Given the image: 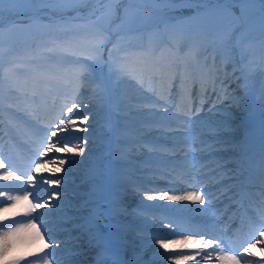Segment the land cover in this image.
<instances>
[{"label": "rangeland", "instance_id": "rangeland-1", "mask_svg": "<svg viewBox=\"0 0 264 264\" xmlns=\"http://www.w3.org/2000/svg\"><path fill=\"white\" fill-rule=\"evenodd\" d=\"M145 2H148V0H143ZM191 0H172L171 3H181L183 5V8L179 9H173L169 8L166 9L164 12L155 10L153 8H150L148 5H143L137 0H124V3L120 5L121 9L127 8V19L125 23L119 28L118 31H113V29H116L117 25H120V14H118L117 18L113 20L112 24L108 27H106L104 30L108 33L110 39L108 44L106 45L107 54H105L104 50L101 52L94 51V41L92 37L96 33L97 29L102 27L99 23H93L95 21L96 17L93 16L91 18L94 19H78L76 20L72 25L74 27H71L70 30H63V25L60 24V20H56L55 14H52V10L55 12H58L59 10L65 5L61 2L54 3L53 9L51 10V5H44L41 4L35 0H31V2H27V0H18L16 3L10 2V0H4L3 4L0 5V26L11 22L12 19L15 17L18 13H27L31 14L30 16H37L39 18V21L37 22H31L27 20H19L16 22H12L11 25L5 26L4 28H9L6 31L0 32V55L3 60L4 68L6 69V94L9 97L7 99L8 102H4V104H8L9 106H13L14 109H17L13 111L12 115H15L17 118H19L22 122L29 125L30 129H35L36 125L34 124L33 120L26 114L30 108L27 107V103L25 101L30 100L31 97L22 95L21 92L16 91L15 87H23L27 88V91H31L33 88V85L36 86L37 90H39V87L41 88V84L37 85L36 83H33V85L30 87L28 83L24 82L25 79L21 77H26L28 75L29 81H35V78L37 79L36 72L33 71L34 63L36 60L41 61V67L45 70V73L48 74V70L55 67V65H52V61H55L56 64H66L68 60H75L76 62L80 61H87V67L88 70L92 73V76L96 79V82L99 83L101 81L107 83L110 79V73H109V67H108V55L111 53L112 58L118 59L119 56L124 53L122 51L123 48H127L129 50L136 49L135 47H138V49L143 48L144 41L148 39L150 41L151 47L158 46L160 42H164L163 37H166L167 39H176V36H179V32L187 33L189 29V32H192L196 34V36L200 37H206L207 35L212 37L213 39L217 40L220 43H223L224 45L227 44V37L229 32H225L224 30H227L229 27L233 26V30L231 35L233 36L236 32V28L240 25V21L238 20V15H234L235 19L231 20L229 17L230 12L226 10H219L214 11L212 13L197 16L196 14L192 19H189L188 21H182L180 19H176L179 15L178 11L184 10V12H189V7L191 8V5L185 6V4L190 3ZM231 3H233L236 0H229ZM256 2H259V0H255ZM170 4V3H169ZM256 5L255 8H245L248 10L245 15H247L248 25L250 22L254 24L252 28H249L245 22V19H243V26L244 28L250 32V35H259L264 37V5L260 6ZM91 6V4L89 5ZM103 4H97L93 3V6L91 8H102ZM143 7V8H142ZM260 7V9H259ZM252 9V10H251ZM87 10V9H86ZM82 11V12H86ZM244 12V11H243ZM99 15V13H97ZM28 16V15H25ZM181 16H187L184 14H181ZM254 16V19L251 17ZM36 18V19H37ZM170 19L168 22L167 20ZM162 20H166L165 23L162 22ZM33 23V24H32ZM160 25V26H159ZM11 27V28H10ZM208 32V33H207ZM207 33V35H206ZM194 34V35H195ZM230 35V36H231ZM229 36V37H230ZM238 36L240 40L243 41H250L249 39H242L240 37V34L238 32ZM161 38V39H160ZM198 37L194 36V39H197ZM165 40V41H166ZM111 43H114L111 47ZM118 43V44H117ZM208 43V42H207ZM71 44H76V49L80 50V56H83L85 59H78L76 58L77 54H75V51L71 49ZM125 45V46H124ZM186 45V44H183ZM210 49L213 51H216L221 58H226V54H221V51L218 49H214L209 43H208ZM230 40L229 44H227V50H229ZM118 46V47H117ZM117 47V49H116ZM111 48V49H110ZM231 49V48H230ZM248 51V50H247ZM92 52V54H90ZM249 53L256 54L257 57L252 56L253 65L246 69L244 72L248 74V78L254 81L255 85L256 83L259 84L261 82V76L264 75L263 73V62L260 61V55L257 50L248 51ZM71 54L74 56L73 58H69L68 55L65 54ZM247 54L246 52L243 53L242 50H240V55L245 56ZM201 55V53H199ZM97 57L100 56L103 58L104 62H96L95 60L87 59L86 57ZM20 61V64L17 65V67H24L27 69L21 70L22 73L15 71L14 68H16V65H13L14 60ZM140 58L137 57L136 63H138ZM89 61V62H88ZM237 62L240 63V60H237ZM54 63V64H55ZM133 63L130 62L129 64ZM227 65V64H226ZM57 68V67H55ZM191 74V68L189 67L187 70ZM24 72V73H23ZM238 73V72H237ZM23 74V75H22ZM238 76V75H237ZM78 82L74 85V87H77L78 85L86 86L90 90V94L92 95V87L90 89L91 83L88 81H81L78 77ZM42 83H45L46 87H42V89L45 91L41 92V94L50 95L51 92H63L64 88H62V83L58 84H51L53 83V80L50 78H45V81L39 80ZM10 82H16L14 87H10ZM70 80H66L65 83L67 85L66 88L72 89L73 87H69ZM27 84V85H26ZM257 86V85H256ZM264 86V84H263ZM60 88V89H59ZM78 91L81 88H74ZM231 91V90H230ZM237 94V93H236ZM243 94V93H241ZM248 94V93H247ZM193 95V92H191V95ZM206 97H209L207 93H205ZM237 95H240L238 93ZM82 96V97H81ZM81 97V98H80ZM93 97V95H92ZM154 97V98H153ZM170 97L171 96H167ZM173 97V96H172ZM137 98L138 100H151L154 105L153 106H138L136 105L139 110H135L133 106L131 105L132 100ZM141 98V99H140ZM169 99H166V103L164 101H159L155 96H153V93L150 91H147L146 89H141L135 81L133 80H125L122 83L121 90L117 93H112L106 95L105 101L103 103V106L100 107L96 104V101L94 98H91L88 96V94L83 95V92L79 93V99L84 101L88 104V109L95 115V119L92 118V115H89L88 123L89 126H83L87 129V131H81L85 133H90L91 135H95L99 138V140H95L94 138L87 139V143H89V149L88 152L91 153V155L95 154V157L92 158L88 163L82 162L80 165L83 164L85 167L90 168L93 166L94 162L97 160L98 155L102 150L105 151V161L103 165L104 169V175L97 180H89L88 177V171L82 172L78 171L79 169H73V168H67L63 167L62 171L59 173H56L53 175L50 170H41L39 173H33L29 174L27 180V184L31 185V182H28L29 177H32L33 179V188L29 191L30 194L28 196V203L25 204L24 211L29 208V203H41L45 206L42 208H38L35 210V212L30 213V217H37V219L34 221L36 224V230L37 234L46 237V242L48 240V237H57L56 243L47 242L48 248L51 246L53 249L51 250V253L59 254L63 253V257L60 260L61 264H83V263H92L93 260L91 257L84 255H71L70 253L74 251L80 250L87 252L86 246L84 244L83 239L81 238L82 234H79L77 237L74 236L71 239H67L66 236L70 234H75L77 232H80V228L75 227L74 225L80 224L82 221L78 219L80 216L87 215V211H74L71 208H68L69 203L78 204L81 203L84 199L87 198V195L79 196L77 194V189L85 191V188L87 185L91 183V187L93 184H96L99 186L98 195L111 203V206L113 208L118 207L120 205L119 203H116L114 201V198L117 197L118 192H116V185H114V181L118 180L121 177H124L125 175V164H128L131 162V158L126 156L127 150L124 152L122 147H118L116 149H119V152L114 156L115 148L113 145L118 146L119 142H122V144H126L125 142L130 140L126 139H132L128 137L129 135L134 138H146L147 136H150L151 134H166L167 132H162L161 130L155 131L152 133H148L145 128H143L141 123L143 122L144 117L143 114L153 111L155 114H160L162 116V125L167 122H171L173 118L177 119V115L186 112L188 109H183L181 111H178L175 107H172V102L169 101ZM38 99V98H36ZM189 100L187 98H182V102L189 108L188 105L189 102L185 101ZM32 101V100H31ZM203 101L204 103H201ZM199 102L200 105L197 106V109L193 110L196 115L192 117V120L190 123H185L186 126L192 127L193 130L191 131L187 127V131L185 134H190V136H194L193 142L194 144H197L199 146V149L197 150L198 156L196 159L201 160L202 165L201 170L202 173L196 174V172L191 173L194 177H204L207 175H210L211 172H215L217 169H212V166L217 163V159L220 157L223 159L224 156H228L230 154L228 146H230L229 143L233 140V138L236 135V132L238 129L240 131L242 129H245V126L248 125L247 128H252L254 121L247 122V119L244 117V115L249 114V117L259 118L262 114H264V99L261 100V103L257 104L251 109L252 113L244 112L243 110H237L236 107H231V102L228 103L225 101H214L210 105L206 106L207 98L201 100ZM71 102V101H70ZM94 102V103H93ZM193 100H190V103L192 104ZM0 103H2V100H0ZM215 104L216 108L214 111H210V109ZM107 105H111L110 109L107 107ZM159 105V108L157 107ZM161 105H164L167 108V113L164 111V107H161ZM250 101L248 98H245L244 108H249ZM83 107V106H82ZM129 108L131 110H129ZM1 109V107H0ZM20 109H24V111H21ZM236 110L240 115H236ZM111 113V114H110ZM245 113V114H244ZM87 114V112H86ZM177 114V115H174ZM264 118V117H263ZM227 119L228 122H231V125L227 131H221L217 137H214L212 133L209 131V127H218L223 120ZM179 120V119H177ZM264 120V119H263ZM182 122L181 120H179ZM94 126H92L93 124ZM184 123V122H182ZM159 124V125H160ZM261 124V120L258 119V126ZM110 126L109 127H106ZM232 125H235L236 128ZM117 127V129L115 128ZM134 127V129H133ZM238 127V128H237ZM102 129L103 132H101L99 135L98 130ZM11 131V139L10 143L14 145L15 149H21L24 148L30 144H33V142H26L24 138L28 136L27 132L28 129L24 126L20 127V129L16 130V128L13 126V129L10 128ZM2 130H0V133ZM80 132V131H78ZM241 133V132H240ZM103 135H109L104 137H99ZM116 136L117 140L114 138ZM0 138H4V134L0 135ZM112 138H114L112 142ZM205 140L207 141V144L210 143L212 145V148H207L205 145H202L199 141ZM108 141V142H107ZM114 143V144H112ZM92 144H95L93 147ZM108 145V147H107ZM103 147V149H102ZM205 150H201V149ZM124 152V157L121 158L120 154L121 152ZM155 153V155L159 157L163 156H170L167 153H158L156 150L152 151ZM177 154V153H176ZM35 151L33 149V152H30L29 156L35 157ZM178 155H173V157H176ZM189 156V155H186ZM61 157L66 158L67 161H73V158L71 154H62ZM214 157L215 159H211ZM15 159V158H14ZM75 160V159H74ZM197 161V160H196ZM12 163H17L16 161L12 160ZM112 164V168L110 165ZM195 165L196 162H195ZM218 167V166H216ZM51 166H49V169ZM152 172L160 174V175H169L171 174L168 170H163L159 167H154L150 169ZM34 171V169H33ZM72 173V174H69ZM180 173H182L180 171ZM15 174V173H14ZM46 174L53 175V179L57 178H63L61 179V183L58 186L50 185L47 183H42L41 179L46 178ZM77 175L78 177H81L82 179L87 178V182L85 181L84 184L80 185H74L75 183L72 180L64 179L65 175ZM173 175V174H172ZM182 176V175H179ZM187 178V177H185ZM188 180V178H187ZM137 181H141L138 180ZM149 182H152L151 180ZM68 187L71 190H65V188ZM59 188L62 190H59ZM57 189V190H56ZM59 190V191H58ZM75 191V192H74ZM4 191L1 190L0 195H4ZM25 191L15 193V195H24ZM39 194L40 198L38 201H36V198H32V194ZM53 193H59V198L53 196ZM55 199L60 200L54 202ZM113 200V201H112ZM59 204L60 207L57 208L55 205ZM11 205V204H10ZM10 205L3 204L0 206V220H3L1 218L6 217H12V215H9L10 213ZM51 207H50V206ZM105 209L109 207V203H104L102 205ZM9 208L8 212H3L4 208ZM41 211L43 213V216L36 215L37 211ZM29 212V211H28ZM9 215V216H8ZM69 217V219L64 220L62 217L64 216ZM149 218V217H144ZM151 219V218H150ZM115 220V219H114ZM113 220V221H114ZM105 224L108 223L107 220L104 221ZM47 229V230H46ZM115 229L116 231H114ZM118 229V230H117ZM111 230L112 234L114 236L117 234L119 237L124 236V233L126 232L123 228H115L112 229L105 228L103 225L99 226V231L103 233L104 235H107V232ZM111 234V236H112ZM62 236L64 238H62ZM59 237V238H58ZM140 238L142 240L144 237H134L135 240ZM142 238V239H141ZM79 239V240H78ZM134 240V241H135ZM116 248L119 249L120 244H118L115 241ZM58 245V247H57ZM80 249V250H79ZM20 252V251H19ZM92 252V251H91ZM16 253V252H15ZM22 254V253H21ZM54 254V255H55ZM7 255V254H6ZM20 258H22V255H18ZM130 257H134V251H131ZM24 258V257H23ZM2 258H0L1 260ZM65 260V261H64ZM5 261L9 263L8 258H4L3 261L0 262V264H4ZM56 264V263H55Z\"/></svg>", "mask_w": 264, "mask_h": 264}, {"label": "snow or ice", "instance_id": "snow-or-ice-1", "mask_svg": "<svg viewBox=\"0 0 264 264\" xmlns=\"http://www.w3.org/2000/svg\"><path fill=\"white\" fill-rule=\"evenodd\" d=\"M4 0H0V5H2ZM12 3L18 2V0H10ZM31 2V0H27ZM37 2L50 5L57 2H61L65 7L57 9L59 11H73L75 16L66 17L62 23L63 30H70L74 25L71 24L72 21L77 19H82L84 16L89 18L95 16L96 19L93 23H99L102 27L98 28L94 36L92 37L94 41V51L101 52L104 50L109 42V35L104 30L106 27L110 26L120 14V25L116 26L113 31H118L119 28L125 23L127 19V8L121 9L120 5L124 3V0H37ZM103 4L102 8H89L88 6L92 3ZM153 3L159 4H169L172 0H152ZM191 3L196 8V15H206L213 11V9L207 7L208 0H191ZM217 5H223L225 0H214ZM261 5H264V0H259ZM87 9L86 12L81 10ZM230 12V10H228ZM243 11V9H241ZM99 13V15H97ZM115 47V46H113ZM155 54V50L149 48L140 53L143 56H151ZM165 55L169 56L170 59L167 63H144L139 68L133 67L128 63L127 57L123 56L118 59H113L111 53L109 54V59L107 61L110 73V79L107 83L101 81L96 82V79L92 76V73L88 70L86 63H81L78 69V77L83 81H88L91 84H95V87L91 89L92 95L96 104L100 107L103 106L106 95L117 93L121 90L122 83L125 80H133L141 89H146L147 91L153 92L159 101H164L166 103V96L172 95V89L177 85L184 91L190 88L191 84L198 83L200 86V92L203 95L206 92H213L217 95V100L222 101L224 99L231 102V107L243 108L245 103V98L247 96V83L238 84V88L242 90L243 94L237 95L235 91H230L224 84V79L218 77L217 73L222 71V68H217L215 64V58L211 65L207 64V57L204 59L202 65V73L199 77H193L185 68L181 67L180 62L183 56L178 50H173L172 47L162 48L158 54V60ZM184 55H190L193 60L196 61L198 65L201 64L199 59V51L193 50L190 53ZM87 59L95 60L96 62H104L103 58L97 57H86ZM224 61H222V64ZM237 71L241 72V76H236ZM39 76L41 78H48V74L40 72ZM225 78H230L233 82L243 79V68H233V72L229 77L228 73H224ZM16 82H10V87H14ZM16 91L21 92L22 95L31 97L32 103L30 105V110L26 114L33 120L36 125L35 129L29 130L27 134L32 139L35 144V159L33 160L30 167L34 168L36 173L41 172V170H50L53 175L59 173L63 169V165L66 163V158L64 157H49V153L58 154H72L73 157L82 155L84 153V145L87 143V137H79L75 134L78 131H87L82 125L88 121L89 115L95 119V115L91 113L88 109V104L79 99V92H77L75 98L72 99L70 103L64 104L60 111L52 117H48L41 113L40 104L36 102V98L40 95L36 86L33 85L32 90L29 92L26 88L15 87ZM203 103V101H201ZM83 106V107H82ZM11 107V105H10ZM165 113H167V108L164 105ZM135 110H139L136 105H133ZM216 108L215 104L210 109L214 111ZM24 111V109H20ZM87 112V114H86ZM177 115V114H174ZM196 113L189 107L186 112H182L177 115V119L184 123H190L192 117ZM109 127L110 126H107ZM230 125L228 120L225 119L221 122L218 127H209V131L214 137H217L221 131H227ZM73 137L75 138L73 140ZM202 145L207 148H212V145L207 144V141L200 140ZM205 150V149H201ZM105 151L102 150L94 162L93 166L88 170V179L97 180L104 175V161H105ZM121 158L124 157V152L120 154ZM48 157L47 160L44 158ZM75 162V160H73ZM188 163V170L185 172L182 170V177H187L190 181L189 187L194 186L195 177L191 175V164ZM49 166L51 168L49 169ZM4 162L0 160V168H4ZM241 170L238 168L235 170L234 175L239 177ZM21 180L22 176H15L14 171H7L4 175H0V180ZM33 178L29 177L28 182L30 183ZM61 179H52L51 177L42 178V183H47L50 185L58 186L61 183ZM261 184L264 186V177L261 179ZM203 190V189H201ZM99 186L93 184L89 192L86 194L87 198L84 199L78 206L77 211H87V215L80 216L78 219L82 221L80 224L74 225L80 228L82 232L87 236V242L90 248H95L97 251L94 256V264H141L139 255L134 256L132 261H125L123 256L115 250L110 243L108 237L99 231V226L103 225L105 228L112 229L113 227H118L117 224L113 223L116 216L123 212L121 207L113 208L111 203L102 199L98 195ZM30 192L26 189L24 195L8 196L7 199L12 201L10 207L15 208L22 201L28 200ZM211 196V194L209 193ZM53 196L57 199L59 198V193H53ZM39 200V197H36ZM147 200H167V201H193L199 202L203 205L205 203L204 196L201 195L200 191H191L185 195H169L166 191L160 192L158 196L148 195ZM109 203V207L105 209L102 205L104 203ZM238 205L237 212H234L229 218L232 220H239L240 227L233 229L231 223L225 225L223 231L225 233L230 230L233 234L239 232L245 226L253 229V234L249 236L247 246H244L243 251L248 253V255H254L251 251L252 248L256 247L258 243L264 244V191L258 194V199L254 202L248 204L247 206L243 203V200L234 201ZM211 203V199L209 200ZM44 204L39 202L29 203V213L35 212L36 209L44 207ZM55 207L59 208L60 205L57 204ZM9 208H4L3 212H8ZM41 215H44L43 213ZM37 217L33 216L28 222L14 221L13 225H0V227L6 229L5 231H0V258H3L6 254L10 253L16 246L18 242L17 234L25 231L26 229L36 228L35 220ZM62 219L67 220L69 217L66 215ZM107 220L108 223L105 224L104 221ZM166 227L173 228L171 235H181L182 239H172L170 235H158L153 237L155 243L167 251H173L175 248L183 249H194L197 250L196 254H174L172 257L164 256L165 261L171 260V264H187L189 261L195 262V264H211L213 260V254L218 253L215 257L219 260L220 264H240V260L237 259L236 255L231 254V249L226 250V245L223 239L210 236L207 239L203 237L208 235V232L199 229H193L188 226L176 225H166ZM47 230V229H46ZM209 230H211L209 228ZM201 238L197 239L196 237ZM42 239V237H41ZM126 242H120L121 250L125 247ZM48 247V245H45ZM58 247V245H57ZM211 249L212 251H207ZM158 255L163 256V253ZM71 255H79V251H74L70 253ZM54 259H56L54 253H49ZM200 256V260L197 256ZM45 264H47L46 258ZM155 262V257L153 258V264ZM12 264H19L18 260L12 261ZM56 264H61L59 259H56Z\"/></svg>", "mask_w": 264, "mask_h": 264}, {"label": "bare ground", "instance_id": "bare-ground-1", "mask_svg": "<svg viewBox=\"0 0 264 264\" xmlns=\"http://www.w3.org/2000/svg\"><path fill=\"white\" fill-rule=\"evenodd\" d=\"M152 57L158 59L157 55H151ZM195 86L199 87L198 83H195L191 85L192 88H195ZM217 96H213V99H216ZM141 99V98H140ZM55 99H51V102H54ZM194 102V99H193ZM194 104V103H193ZM131 105H138V106H153L154 103L151 100H138L135 98L132 100ZM183 110L181 107L178 109V111ZM144 118L141 123L142 127L146 129L148 133H152L155 131H162L167 132L166 134L159 135L158 134H151L150 136H147L146 138H142L141 141H135V142H126L124 148L122 149L124 152L127 150L126 155L129 157H133L134 155H138L139 159H134L130 163L125 165V175L124 177L119 178L118 180L114 181V185H116V192H118V202H124V204H128V207L123 209L122 215H124V220H120V224H122L126 230L125 235L128 237L125 239L126 245L125 250L128 249L133 250L135 256L138 254L139 259L143 264H153V258L155 257L154 264H171L170 261H165L164 256L172 257L174 254H180L177 253L175 250L173 251H167L162 248H159V245L154 242L153 237L158 235H170V238L172 239H182L177 238L178 235H171L173 230L171 228L166 227V225L175 223L169 218V214L175 213L180 216L185 217L189 220V223L185 226H199L204 221H209V223L213 224L212 217L215 216V213L208 205L205 203L203 205L199 204V202H193V201H167V200H147L146 195H141L138 197V194H146L149 193L151 195H156L160 192L166 191L169 195H185L187 194L184 192V190L190 188L188 184L190 183L189 180H186L182 176H175V174L172 175H160L155 174L152 171H150V168L152 167H174L181 175L180 170L187 171L188 170V163H185L188 161L191 164V173L194 172V170H199L198 166H193L195 164L196 158L199 155L197 150L199 149V146L197 144H194L193 139L194 136H185L181 138V135H178L179 131L186 130L185 123L179 122L177 119L173 118L171 122L164 123V125L160 124L162 123L161 119L162 116L160 114H155L153 111L147 112L146 114H143ZM92 123V122H91ZM90 123L85 122L83 126H89ZM93 124V123H92ZM160 124V125H159ZM91 126V124H90ZM94 126V124L92 125ZM79 137H87L92 138L91 135L85 133V132H77L75 134ZM96 140H99L98 137H93ZM75 138L73 137V140ZM156 141H159L155 144ZM1 144V143H0ZM91 146H94L92 144ZM84 153L82 155H78L72 158L75 159V162L73 161H67L63 167L67 168H73V169H79L78 171H86L89 169L88 167H85L80 165V163H87L94 158V155H91V153L88 152L89 149V143H86L84 145ZM116 149V148H115ZM161 149L162 151H176L178 150L180 154L176 156V159H170L171 156H164L159 157L155 155V150ZM185 151V153H183ZM116 153V152H115ZM183 155H182V154ZM62 154L58 153H49V157H61ZM184 155H189V159L183 157ZM114 156H116L114 154ZM173 157V156H172ZM3 159H0L4 162L5 167L0 168V175H4L8 170L6 166L9 165V161L2 155ZM48 157H45V160H47ZM34 160V159H33ZM33 160L29 163V165L32 164ZM200 164V161H199ZM11 165V164H10ZM12 166V165H11ZM145 168L144 170H141ZM13 167V166H12ZM149 170H146V169ZM194 168V169H192ZM27 171L29 169H25L24 171H19L18 173L20 176L24 177L27 174ZM72 174V173H69ZM177 175V174H176ZM216 175H219V173H215L214 175L207 177L204 181L210 182L213 178L217 177ZM46 177L54 178L51 174H46ZM64 179L72 180L75 184L74 185H80L84 184L85 179H82L81 177H78L77 175H65ZM136 179H142L144 180H153L156 182L154 186H146L142 184H136ZM201 180V179H199ZM181 184V187L180 185ZM199 182L198 179L195 178L194 186H198ZM30 185L27 184L26 181L23 179L21 180H0V192L1 190L4 191V195H0V206L3 204L10 205L12 204V201H9L7 199L8 196H13L15 193L22 192L25 190V188H29ZM59 190H62V188ZM58 190V191H59ZM65 190H71L68 187L65 188ZM144 191V192H143ZM75 192V191H74ZM155 192V193H154ZM216 193L213 192V194ZM82 195V193H81ZM220 196L217 194L214 196V198H207L209 201L211 199V202L217 203L221 202ZM54 202L60 201L54 198ZM131 202L134 203V206L131 207ZM153 203L155 205V208L157 211L155 213L148 212V208H140L138 210V206L143 205L144 203ZM28 203V200L22 201L19 205H17L15 208L10 207V213L9 215H12V217H6L1 218L3 219L1 222V225H13V222L18 220H26L31 214H28L29 208L24 211L25 204ZM68 208L73 209L74 211H77V208L79 204L69 203ZM78 205V206H77ZM146 205V204H144ZM50 206V205H49ZM136 206V207H135ZM225 204H223L220 208L224 207ZM51 207V206H50ZM41 211H37L36 215H41ZM208 214V215H207ZM8 215V216H9ZM149 217V218H144ZM210 217V218H209ZM151 218V219H150ZM15 226V224L13 225ZM195 229V228H193ZM4 229L3 231H5ZM199 230L206 231L204 228H199ZM207 232V231H206ZM181 236V235H179ZM38 235L36 230L33 229H26L23 232H20L17 234L18 242L15 246V248L5 255L1 260L3 261L4 258L9 259V263L12 264V261L18 260L19 264H45V259H42L43 257L46 258L47 264H55L56 259L53 257L51 258L49 253V248L45 247L47 245V242L54 241L52 237H48V240L46 242V237H42ZM134 237H144L142 240L138 238L137 240L134 239ZM200 237V236H199ZM67 239H71L70 237L66 236ZM87 236L85 235V245L88 247L89 244L87 242ZM83 239V238H82ZM135 240V241H134ZM45 248H48V251L46 252ZM53 249V247H51ZM178 248V247H177ZM258 255L256 256V260L254 258L251 259L254 263L258 262V264H264V244L260 247ZM157 250H159V253H163V256L158 255ZM20 251V252H19ZM207 251H212L211 249H208ZM16 252V253H15ZM52 251H50L51 253ZM22 253V254H21ZM45 253V254H44ZM197 253V252H196ZM195 253V254H196ZM22 255L20 258L18 255ZM83 254L88 255L89 253H80L79 255L83 256ZM194 254V253H192ZM58 256V259H62L63 253L55 254V256ZM95 255V254H94ZM172 255V256H171ZM217 253L213 254V260L211 261V264H220L219 260L215 258ZM253 255H250L252 257ZM24 257V258H23ZM134 258V257H133ZM132 257L129 258L127 261H132ZM40 259L41 261H38ZM197 259L200 260V256H197ZM31 260V261H29ZM158 260H164L162 262H158ZM263 260V262H259ZM65 261V260H64ZM8 261L4 264H7ZM190 264H195L193 261H189ZM3 264V263H2ZM84 264V263H83ZM201 264H204L203 261H201Z\"/></svg>", "mask_w": 264, "mask_h": 264}, {"label": "trees", "instance_id": "trees-1", "mask_svg": "<svg viewBox=\"0 0 264 264\" xmlns=\"http://www.w3.org/2000/svg\"><path fill=\"white\" fill-rule=\"evenodd\" d=\"M91 5H93V3L91 4ZM89 7V6H88ZM83 10H85V9H83ZM66 12H69V13H74L73 11H66ZM74 23V21H72L71 22V24H73ZM58 25H62V23H60V24H58ZM9 28H7V29H0V32H3V31H6V30H8Z\"/></svg>", "mask_w": 264, "mask_h": 264}]
</instances>
